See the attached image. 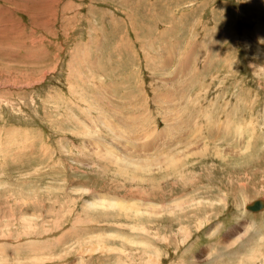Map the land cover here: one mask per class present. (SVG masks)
<instances>
[{
  "label": "rangeland",
  "instance_id": "1",
  "mask_svg": "<svg viewBox=\"0 0 264 264\" xmlns=\"http://www.w3.org/2000/svg\"><path fill=\"white\" fill-rule=\"evenodd\" d=\"M0 27V264H264V0H0Z\"/></svg>",
  "mask_w": 264,
  "mask_h": 264
},
{
  "label": "bare ground",
  "instance_id": "2",
  "mask_svg": "<svg viewBox=\"0 0 264 264\" xmlns=\"http://www.w3.org/2000/svg\"><path fill=\"white\" fill-rule=\"evenodd\" d=\"M23 1H25V0H3V2H4V4L7 6V4H9L10 6L11 5H14V6H16V4H19L20 2H23ZM67 1V0H66ZM14 2V3H13ZM66 3V2H65ZM51 4V3H50ZM53 4V3H52ZM51 4V5H52ZM47 5V4H46ZM24 6V5H23ZM25 7V6H24ZM26 8V7H25ZM54 10V9H53ZM50 12H53L52 10L50 11ZM46 16V15H45ZM45 16H43V17H45ZM47 20V19H46ZM11 21V20H10ZM3 27V26H2ZM1 28V27H0ZM12 31V30H11ZM40 32V31H39ZM40 36H41V34H40ZM3 52V51H2ZM56 53V52H55ZM151 57V56H150ZM54 60V59H53ZM18 61V60H17ZM103 66V65H102ZM56 67V66H55ZM110 71V70H109ZM120 75V74H119ZM30 76V75H29ZM43 76V75H42ZM18 77V76H17ZM23 78V77H22ZM10 80V79H9ZM29 82V81H28ZM85 83V82H84ZM81 84V83H80ZM77 87V86H76ZM98 87V86H97ZM113 90V89H112ZM111 90V91H112ZM112 93V92H111ZM98 96V95H97ZM5 98V97H4ZM100 99V98H99ZM79 101V100H78ZM1 104V103H0ZM95 104V103H94ZM80 105V104H79ZM84 105V104H83ZM132 105V104H131ZM95 106V105H94ZM78 107V106H77ZM134 109V108H133ZM136 109V108H135ZM145 110V109H144ZM91 111V110H90ZM230 113V112H229ZM230 115V114H229ZM234 115V114H233ZM103 116V115H102ZM115 116V115H114ZM230 117V116H229ZM14 120V119H13ZM234 123V122H233ZM122 124V123H121ZM231 124V123H230ZM235 124V123H234ZM119 125V124H118ZM127 125H129L128 123H127ZM134 127V126H133ZM153 127V126H152ZM229 127H232V126H229ZM97 129V128H96ZM127 129V128H126ZM125 129V130H126ZM245 129V128H244ZM209 130H214V127H212L211 129L209 128ZM149 131V130H148ZM233 131V130H232ZM126 132V131H125ZM128 132V131H127ZM231 132V131H230ZM129 133V132H128ZM244 133V132H243ZM213 134H214V131H213ZM131 135V134H130ZM227 135V134H226ZM95 136V135H94ZM245 136V135H244ZM99 137H100V135H99ZM208 137V136H207ZM135 138V137H134ZM248 140V139H247ZM127 141V140H126ZM154 141V140H153ZM249 141H250V139H249ZM252 142V141H251ZM136 143V142H135ZM175 143V142H174ZM179 143V142H178ZM177 143V144H178ZM102 144V143H101ZM108 144V143H107ZM145 145H147L146 147L148 148L149 147V145L151 144L150 143V141H148V142H146V143H144ZM143 144V145H144ZM249 144V143H248ZM134 145V144H133ZM126 147V146H125ZM143 147H145V146H143ZM143 149V148H142ZM163 149V148H162ZM145 150V149H144ZM156 150V149H155ZM145 151H147V150H145ZM158 151V150H157ZM164 151H165V149H164ZM163 152V151H162ZM161 152V153H162ZM149 153V152H148ZM117 154V153H116ZM146 154V153H145ZM149 156H151V155H149ZM161 157V156H160ZM159 157V158H160ZM128 158V157H127ZM126 158V159H127ZM152 159H154V158H152ZM158 159V158H157ZM170 159V158H169ZM171 159H172V157H171ZM170 159V162L172 161ZM112 160V159H111ZM148 161V160H147ZM156 161V160H155ZM126 162V161H125ZM129 162V161H128ZM169 162V161H168ZM114 163V162H113ZM130 164V163H129ZM146 164V163H145ZM137 165V164H136ZM128 166V165H127ZM140 166V165H139ZM100 198V197H99ZM261 200H263V199H261ZM94 203V202H93ZM92 203V204H93ZM100 203H101V201H100ZM104 203V202H103ZM115 205V204H114ZM113 205V206H114ZM117 206V205H116ZM121 206V205H120ZM122 207H123V205H122ZM264 207V206H263ZM125 208V207H124ZM249 211V210H248ZM242 235L239 233V235H238V237H241Z\"/></svg>",
  "mask_w": 264,
  "mask_h": 264
},
{
  "label": "crops",
  "instance_id": "3",
  "mask_svg": "<svg viewBox=\"0 0 264 264\" xmlns=\"http://www.w3.org/2000/svg\"><path fill=\"white\" fill-rule=\"evenodd\" d=\"M162 77L164 79H167V80H171V77L169 78H165L164 74L162 75ZM177 77V76H176ZM159 80H160V77L159 75L157 76V82H152V92H153V97H156L159 95V92H160V86H159ZM169 89H170V86L168 85ZM114 95H115V92H114ZM181 98H183V96H176L175 98L171 97V101H176V100H181Z\"/></svg>",
  "mask_w": 264,
  "mask_h": 264
},
{
  "label": "water",
  "instance_id": "4",
  "mask_svg": "<svg viewBox=\"0 0 264 264\" xmlns=\"http://www.w3.org/2000/svg\"><path fill=\"white\" fill-rule=\"evenodd\" d=\"M263 199V198H262ZM264 199L261 198L253 199L250 203L246 204L245 208L249 211L264 209Z\"/></svg>",
  "mask_w": 264,
  "mask_h": 264
}]
</instances>
